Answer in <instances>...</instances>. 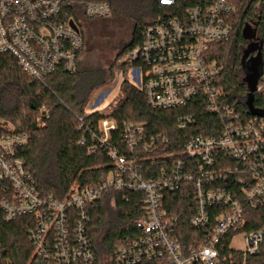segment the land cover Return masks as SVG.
Masks as SVG:
<instances>
[{
	"label": "built area",
	"instance_id": "1",
	"mask_svg": "<svg viewBox=\"0 0 264 264\" xmlns=\"http://www.w3.org/2000/svg\"><path fill=\"white\" fill-rule=\"evenodd\" d=\"M160 2L172 6L176 0ZM82 5L87 18L111 15L107 3ZM234 13L229 0H205L188 8L181 18L161 19L145 27L142 43L121 61L130 64L126 75L118 72L121 84L129 80L152 108L187 109L201 100L222 119L219 136L189 139L186 160H175L158 178L145 179L140 174L147 157H127L108 146L114 168L105 181L88 187L75 184L63 200L42 196L20 155L28 134L8 132L7 121L0 117V189L4 193L0 207L6 220L32 216L36 221L30 234L33 264L95 261L88 210L107 189L119 191L125 202L131 192L145 194V215L137 222L141 234L118 250L115 264H226L219 249L222 238L244 226L245 206L264 203V118H243L224 103L217 86L221 67L209 57L214 43L229 41ZM84 45L75 18L62 17L60 0H0V54L16 58L33 81H43L57 71L75 73ZM111 92L105 93L102 102ZM256 93L264 96V73ZM191 119L181 116L180 128H186ZM116 129L115 120L103 119L101 137L93 134L90 153L108 145ZM124 131L126 149L132 154L139 149L153 153L167 142L161 135H147L146 128L134 122L124 124ZM184 185L194 194L192 227H213L202 242L188 247L177 236L179 217L170 212L167 197ZM241 234L245 256L258 250L264 239L263 230Z\"/></svg>",
	"mask_w": 264,
	"mask_h": 264
},
{
	"label": "trees",
	"instance_id": "2",
	"mask_svg": "<svg viewBox=\"0 0 264 264\" xmlns=\"http://www.w3.org/2000/svg\"><path fill=\"white\" fill-rule=\"evenodd\" d=\"M60 1L62 17L75 18L81 25L85 41L84 48L78 52L75 73L57 71L43 81H33L23 72L16 58L0 54V117L13 124L8 132L28 134V144L21 149L20 155L40 195L63 200L75 184L88 187L105 181L114 168L108 146L115 147L119 154L127 157H147L139 172L143 178L152 179L160 177L164 169L170 170L175 160H186L185 144L192 137L219 136L222 119L208 111L203 101L196 100L187 109H154L143 93L127 79L121 84L119 96L109 111H87L94 91L114 83L117 72L122 71L126 75L130 64L121 61L142 43L145 27L161 19L181 18L188 8L205 0H176L172 6L162 4L160 0ZM229 1L235 6L230 39L214 43L209 57L221 67L217 86L222 100L243 118L249 119L253 115L243 101L248 88L244 81L242 58L250 41L246 39L244 29L251 25L256 30V41L263 43L264 65V0ZM88 2L107 3L111 9L110 16L121 17L132 24L131 38L122 45L110 68H88L81 63L86 46L84 21L94 19L85 16L82 3ZM254 106L264 110L263 95L255 94ZM185 115L192 116V119L186 128L181 129L179 118ZM103 119L115 120L117 129L108 145L99 146L97 152L90 153V147L95 143L93 134L101 137L100 122ZM127 122L140 124L146 128L147 135H161L167 142L153 153L139 149L132 154L124 143V124ZM82 140L84 144H81ZM3 197L0 189V203ZM144 197L143 192L134 191L129 193L125 202L119 191L107 189L89 206V234L96 256L92 264H102L105 256H108V264H115L118 250L141 234L137 222L145 215ZM167 197L170 212L179 217L177 236L181 243L188 247L202 242L213 227L201 230L192 227L194 194L190 187L184 185ZM216 214H211L213 224ZM244 222L243 227L222 238L219 246L222 260H226V264H264V239L258 250L246 256L242 250L231 246L233 238L242 232L264 231V203L256 207L245 206ZM35 224L32 216L6 220L0 207V264H33L34 246L30 234Z\"/></svg>",
	"mask_w": 264,
	"mask_h": 264
},
{
	"label": "rangeland",
	"instance_id": "3",
	"mask_svg": "<svg viewBox=\"0 0 264 264\" xmlns=\"http://www.w3.org/2000/svg\"><path fill=\"white\" fill-rule=\"evenodd\" d=\"M80 27L81 25L78 24ZM84 33L86 37L85 51L81 57V63L88 68H110L114 63L122 45L129 41L132 33V24L121 17L94 18L84 21ZM122 76L116 74L114 83L103 86L94 91L92 99L87 106L88 112H107L113 106L119 96ZM107 91H112L102 102ZM102 102V103H101ZM101 103V104H100ZM12 128L13 124L8 123ZM232 247L237 250L245 249L242 234H238L232 240ZM108 256L102 260V264H108Z\"/></svg>",
	"mask_w": 264,
	"mask_h": 264
},
{
	"label": "water",
	"instance_id": "4",
	"mask_svg": "<svg viewBox=\"0 0 264 264\" xmlns=\"http://www.w3.org/2000/svg\"><path fill=\"white\" fill-rule=\"evenodd\" d=\"M244 35L250 43L245 49L242 58V69L245 74L244 81L248 88V93L243 101L247 105L251 115L264 118V110L257 109L254 106V97L258 89V83L264 73L262 57L263 43L256 41V30L251 25L245 27ZM256 52L257 54L254 55Z\"/></svg>",
	"mask_w": 264,
	"mask_h": 264
}]
</instances>
